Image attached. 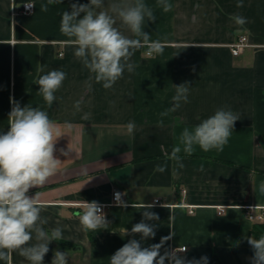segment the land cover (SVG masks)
I'll return each instance as SVG.
<instances>
[{
    "label": "crops",
    "instance_id": "0c3cea01",
    "mask_svg": "<svg viewBox=\"0 0 264 264\" xmlns=\"http://www.w3.org/2000/svg\"><path fill=\"white\" fill-rule=\"evenodd\" d=\"M111 2L117 0H104V6ZM169 2L172 10L164 12L156 0H145L156 19L146 21L144 31L164 45L163 53L149 57L146 48L138 49L131 58L134 72L125 71L111 89L93 81L89 90L88 70L59 31L61 13L89 0H62L47 12L40 11L47 0H0V132L8 130L15 100L21 107L46 110L62 134L56 155L64 161L44 186L29 192L40 193L45 230L63 229L64 240L49 244L44 264H51L56 250L68 253L69 264H110L120 247L140 240L122 230L130 232L143 219L144 210L131 207L141 203L154 204L150 211L160 218L148 221L157 225L156 235L141 241L143 247L174 232L161 254L186 246L181 255L188 260L206 255L209 264H251L247 238L253 237L254 223L247 209L264 206L258 191L264 181V0H242L240 8L241 0ZM25 3H34V12L14 16ZM236 14L246 18L244 26L234 23ZM241 37L250 47L234 57L232 46ZM54 69L67 75L48 108L34 81ZM184 82L190 85L188 102L161 117L173 106L174 85ZM78 100L80 111L74 107ZM220 107L240 115L224 150L204 152L197 146L192 155L181 151L180 160L171 159L183 128ZM84 113L91 114L88 120L82 119ZM160 120L163 127L157 126ZM129 122L135 123L132 133ZM68 147L70 156H61L59 149ZM158 165L165 171H156ZM115 191L126 193L129 207H108L106 229L81 230L76 213L83 201L108 204ZM61 242L76 248L64 249ZM12 264L28 262L13 253Z\"/></svg>",
    "mask_w": 264,
    "mask_h": 264
},
{
    "label": "clouds",
    "instance_id": "9594fccd",
    "mask_svg": "<svg viewBox=\"0 0 264 264\" xmlns=\"http://www.w3.org/2000/svg\"><path fill=\"white\" fill-rule=\"evenodd\" d=\"M62 0H47L40 6V11L47 12L49 5L60 4ZM243 7L242 0L236 5ZM26 9L35 7L34 3L25 4ZM156 7L164 12L172 10L169 0H156ZM152 7L145 0H117L104 6V0H89L87 4L72 3L71 11L61 13L59 31L67 37V43L74 48V56L88 70L89 76L85 87L91 90L93 81L101 84L105 90L111 89L119 81L125 71L134 72L137 65L131 62L135 51L146 48V55L154 57L164 51V45L152 40L144 31L146 21H155ZM237 26L247 23L245 17L236 14L232 17ZM119 22V27L117 26ZM126 30L130 35H126ZM38 71L43 72V69ZM66 73L62 70H51L40 75L34 81L39 86V94L51 108L57 100L56 93L63 86ZM173 106L160 113L161 117L176 111L182 103L188 102L189 83L174 85ZM12 108L8 115V130L0 132V261L12 264V254L18 253L28 264H44V257L49 252L52 241L64 240L61 227L46 231L44 225L47 218L41 215L46 209L39 203L40 193L29 195L33 188L44 186L56 175L62 161L57 155L56 144L62 136L57 123L50 119L49 113L40 107L30 105L21 107L20 103L11 100ZM80 111L81 101L74 105ZM90 113H84L82 119L88 120ZM240 119L238 113L226 107L217 108L214 114L193 127H185L178 136V143L173 146L171 159L180 160L179 153L192 155L198 146L204 152H222L229 143L234 125ZM158 127H163L160 120ZM128 133L135 129V123L126 125ZM61 156L69 157L72 150L59 149ZM183 167V164L180 165ZM164 172L165 166L155 169ZM199 171L203 172L201 167ZM258 191L264 195V181L259 184ZM126 193H114L117 207L127 208L129 204L122 198ZM152 203L131 204V207L143 209V219L131 227V231L123 229L125 235L140 236V240L130 239L110 256V264H209L204 255L199 259H186L181 253L187 247L166 249L161 254L165 241L175 235L163 237L160 243L143 247L141 241L154 238L157 213L150 211ZM165 207L164 205H162ZM104 205L99 202L83 201L76 215L81 230L84 232L106 229L109 221L103 211ZM253 256L251 264H264V235L258 239L248 237ZM51 264H69L67 252L54 251Z\"/></svg>",
    "mask_w": 264,
    "mask_h": 264
},
{
    "label": "built area",
    "instance_id": "2783aa9c",
    "mask_svg": "<svg viewBox=\"0 0 264 264\" xmlns=\"http://www.w3.org/2000/svg\"><path fill=\"white\" fill-rule=\"evenodd\" d=\"M28 4V3H25ZM25 4L22 5L21 9L18 11L16 10L14 12V16L18 14L23 15H30L34 12L35 7L29 9H26ZM248 47H250L249 41L246 37H241L233 46H232V54L234 57H239ZM117 192V191H115ZM114 192V193H115ZM120 192V191H119ZM185 192V191H184ZM114 193L112 195V202L108 204H102L104 205L103 211L106 214V219L108 220V215L106 213V209L108 207H112L115 205L114 202ZM124 199V197H122ZM247 218L249 221L253 223H264V206L262 207H250L247 209ZM189 212L192 214L194 212V209L191 207L189 209ZM222 213V212H221Z\"/></svg>",
    "mask_w": 264,
    "mask_h": 264
},
{
    "label": "trees",
    "instance_id": "16d2710c",
    "mask_svg": "<svg viewBox=\"0 0 264 264\" xmlns=\"http://www.w3.org/2000/svg\"><path fill=\"white\" fill-rule=\"evenodd\" d=\"M89 233L91 234V232L89 231ZM261 235H264V223H254V227H253V238H259ZM61 246L64 249H74L76 248L75 245L66 243V242H61ZM215 258H217L215 256Z\"/></svg>",
    "mask_w": 264,
    "mask_h": 264
}]
</instances>
